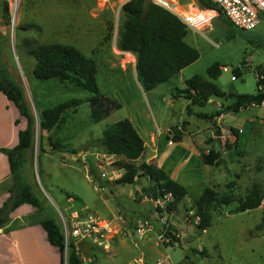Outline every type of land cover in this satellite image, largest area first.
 Here are the masks:
<instances>
[{"label": "rangeland", "instance_id": "374dc122", "mask_svg": "<svg viewBox=\"0 0 264 264\" xmlns=\"http://www.w3.org/2000/svg\"><path fill=\"white\" fill-rule=\"evenodd\" d=\"M128 1L0 0L1 62L9 76L23 87L36 121L34 144L23 171L25 177L33 183V190L44 205V210L39 211L37 217L35 215L25 218L15 225L18 228L37 219L42 221L52 217L63 229V218L72 225L75 217L81 218L86 213H92L97 216L100 227H104L108 220L123 217V226L128 234L119 232L120 234L115 235L114 231L107 234L106 245H112L109 252L94 244L91 251L96 255V261L90 264H129L142 255L148 259H166L173 264H264V208L253 212L234 213L237 203L224 206L215 212L212 226L207 229L206 234L199 233L194 227L189 231L187 222L182 225L183 222L177 217L173 218V223L178 228L182 227L180 229L184 234L183 240L189 245L159 247L160 253L155 254L145 243L147 240L140 239L136 234L132 235V230L141 223L138 221L140 217L151 218L147 215L153 205L144 200L145 184L139 179L133 185L102 180L100 165L98 166L106 154L101 143L103 133L117 122L132 120L138 128L139 122L142 125H154L156 120L161 128L166 129L190 120L183 102L170 105L168 99L163 97H168L169 88L184 87L185 77L201 75L207 78V69L215 62H220L226 68L215 81L225 92L256 93L257 77L254 72H264V20L257 29L243 31L233 28L224 15H217L212 25L209 24L200 31L190 29L186 40L199 51L200 58L169 83L153 92H145L135 79L136 57L118 48L122 5ZM171 1L181 18V12L203 11L197 0ZM6 3L9 5L10 19L5 13ZM112 25L113 36L111 40H107L108 29ZM56 42L73 45L96 61L97 80L102 94L120 104V108L113 110L101 122L93 123L87 101L91 96L89 92L56 80L42 82L34 78L36 61L29 55V49L34 43ZM245 61L251 63L252 69H241L244 75L237 81H232L234 69ZM6 99L0 92V147L4 146L10 135L12 121L18 113L17 108H14L16 112L13 108L6 109ZM71 99H80L82 103L72 112L69 122L59 132L41 130V111ZM196 110L210 113L211 108ZM244 114L233 113L226 119V123L228 126H236ZM17 115L19 117L15 119V124L17 120L19 123L15 127L18 129L21 122L26 125V120L20 113ZM183 127L186 129L185 124ZM262 132L257 138L243 136L239 144L249 152L244 157L243 165H250L251 170H245L244 166H239L232 159L230 168L233 174L224 178L225 184L232 182L229 184L231 186L236 182L235 173L241 175L240 189L235 192L238 197H244L255 184L264 190V130ZM217 134L221 136L220 133ZM197 135L199 139L206 136L203 132ZM49 137L62 142L64 151L53 150ZM227 141L229 140L226 138L225 147ZM42 147L44 151L41 150ZM176 150H181V154L185 156L183 146L177 145ZM238 157L239 155L236 159ZM112 160L114 166L121 167L118 165L123 161L121 158L114 157ZM254 168L259 169L256 171ZM228 172L225 170L224 173L227 175ZM252 181L254 184H251ZM97 183L101 184L98 189L95 188ZM222 188L226 190L223 193L232 191L225 186ZM190 205V202L182 203L178 217ZM139 206L143 209L138 211ZM145 209L149 211L144 212ZM128 216L135 218L133 222L128 221ZM72 241H81L80 244L86 246L92 244L89 239L77 238ZM112 241L119 244L114 246ZM67 259L68 253L65 264Z\"/></svg>", "mask_w": 264, "mask_h": 264}, {"label": "trees", "instance_id": "16d2710c", "mask_svg": "<svg viewBox=\"0 0 264 264\" xmlns=\"http://www.w3.org/2000/svg\"><path fill=\"white\" fill-rule=\"evenodd\" d=\"M202 9L216 10L224 15L222 10L211 0H197ZM5 13L9 18V5L6 3ZM233 27V26H232ZM234 28V27H233ZM114 26L108 29L107 40L113 36ZM190 28L179 16L155 4L152 0H129L122 5V22L118 36V48L123 52L132 53L136 57L137 79L145 92H150L159 86L167 84L182 70L200 58L199 51L187 42ZM31 45V42H29ZM35 61L34 78L45 82L56 80L69 84L91 94L88 98L90 118L93 123H99L107 118L120 104L102 94L97 80L98 66L94 59L86 56L79 48L64 43H34L29 49ZM224 65L215 62L207 69V78L195 75L186 81L184 89L175 88L173 96L183 97L189 101L187 114H193V107H205L214 98H223L232 103L221 110L237 113L249 106H260L264 101V90L261 92L260 81L257 80L256 94L225 93L213 81L222 75ZM241 76L239 68L234 69ZM0 92L12 102L20 115L26 120V128L19 131V142L13 148L1 147L0 153L5 154L10 163L12 185L8 192L9 198L0 207V230L10 222V215L24 204H29L44 210L42 201L33 190V183L24 175V167L34 144L35 117L26 99L23 87L12 79L4 64L0 52ZM179 93L178 95H176ZM82 100L71 99L41 111L39 125L41 130L59 132L70 120L72 112L81 105ZM19 120L16 121V124ZM186 124V123H185ZM53 150L64 151L62 142L49 137ZM105 153L121 158L119 166L126 169V174L116 183L135 184L137 178L148 177L151 186L144 189V197L157 200L167 193H172L174 201L170 210L177 209L188 196V190L173 180L166 171L156 163L140 164L136 162L145 152V142L133 123L124 119L109 126L101 139ZM44 151V148H41ZM203 163L215 165L219 163L220 152L214 149L202 155ZM264 200V190L254 187L244 196L238 197L235 191L220 193L207 188L201 197L194 202L197 214L201 217L200 229L212 226L215 212L224 206L237 203L234 213H245L259 208ZM51 245L55 246L65 264L66 243L62 228L52 217L41 221ZM264 229V222L262 225ZM67 264H84L74 241L69 244Z\"/></svg>", "mask_w": 264, "mask_h": 264}, {"label": "crops", "instance_id": "0c3cea01", "mask_svg": "<svg viewBox=\"0 0 264 264\" xmlns=\"http://www.w3.org/2000/svg\"><path fill=\"white\" fill-rule=\"evenodd\" d=\"M204 11L205 9H203V11L201 12ZM194 13L197 14V12H192L190 14H194ZM263 20L264 18L262 19V21ZM229 24L232 26L230 22ZM225 69L226 68H223V71ZM184 70H186V68ZM184 70H182L180 74H182ZM134 71H135V79L138 82L136 67ZM243 75L244 74H241V76ZM239 77L235 81H237ZM188 79L190 78L185 77L184 87L180 89L185 88L186 81ZM215 81L213 82L215 83ZM138 85L143 90L139 82ZM157 89L158 87L150 92H153ZM174 89L175 88L173 89L169 88L168 97L164 95L163 98L168 99V104L170 105H175L177 102L180 101L183 102L187 112V106L189 105V101H187L183 97L175 98L173 96ZM221 90L225 92V90H223L222 88ZM257 91L258 90H256V93ZM231 92L235 94H239L234 91ZM231 103H232L231 100L227 101L223 98L214 97L209 101V103L205 107H193V114L191 115L187 114L190 120L182 121V123H179L178 125L175 126L171 125L166 129L161 128L159 124L156 122V120H154V125H151L149 123H144L142 125L139 122L140 127L138 128L133 123V125L135 126V128L137 129V131L139 132V134L141 135V137L145 142V152L143 156L139 160H137V164L139 165V163L142 164L156 163L157 165H159V167H161L164 171H166L167 174L173 180L177 181L188 190V196L186 197L183 203L190 202L191 204L190 206L194 205V202L201 197V195L207 188L223 193L225 189H223L222 187L225 186L228 190H234L237 193V191H239L241 186V175L235 173L236 182H233L234 184L231 186H229V184L232 182H230L229 184L228 183L225 184L224 178L226 176L228 177V175L230 177L233 174L230 168L232 159L233 161L237 162L239 166H244L245 170L248 171L251 170L250 165H243L244 157L248 155L249 152L247 151V149L241 148L239 144L243 136L257 138L258 135H261V133H263L262 131L264 130V108L260 106L252 105L246 109H242L239 112H237V113H245L244 114L245 116L241 117L242 118L241 120H238L239 124H237L236 126H228V124L226 123V119L230 118L233 112H224L220 115L218 113L221 110H223L225 107L230 105ZM5 105L7 106L6 109L13 108L14 112H16L14 109L16 108L15 105L12 102H10L8 99H6ZM206 107L211 108L210 113L196 110L197 108H206ZM17 114H19V111ZM17 114L12 121L13 131L11 130L10 135L8 136L4 146L2 147H6V148L15 147L19 142V137H18L19 131L24 130L26 128V125H23L22 122L20 123L21 126L18 127V129L15 127L16 126L15 119L19 117ZM130 121L132 122V120ZM183 124H185L186 129L183 127ZM190 124L195 125V128L190 130L188 128ZM222 128L223 130H221ZM200 132L206 134V136L203 137L202 139H199L197 137L198 136L197 134H199ZM217 133H220L221 136H219ZM226 138L229 141H227L228 143L225 147ZM177 145L183 146L184 150L186 151L185 156L182 155L183 153L181 154V150L180 152L176 150ZM211 149H214L216 152H220V160L218 164L210 166L203 163L202 155L204 153L207 154ZM238 155L239 157L236 159V156ZM114 157L116 158V156ZM256 159L258 160V158ZM254 169L258 171L259 168H254ZM225 170L229 171L227 175L224 173ZM138 179L142 180V183L145 184V185L142 184L145 187L144 189L150 187L152 184L148 177L142 176L137 178V180ZM12 183L13 182L11 180V169H10L9 159L5 154L0 153V207L9 198L10 194L8 190L11 187ZM251 184H254V182ZM149 202L150 201H148V203ZM181 205L174 211L177 216V219H179L181 223L183 222L182 225H184L185 217L183 216L185 212L180 217H178L177 214L181 209L180 208ZM262 208H264V204H262L259 208L253 211L259 209L262 210ZM142 209L143 208L139 206L137 210L139 211ZM148 211H149L148 209H145L144 212H148ZM152 211L153 208H151V210L149 211L150 214L147 216L151 217ZM38 212L39 211L37 208L29 204H24L10 215V222L8 223L7 226H5L3 229L0 230V264H63L59 250L55 246L51 245V243L49 242L47 233L40 224L41 221H39L36 218L37 220L29 223L27 226H19L17 228V225H15V223L19 221L22 222V220H24L25 218L35 215L37 217ZM127 219L129 222L131 221L133 222V219L135 218H133V216H128ZM142 220L143 218L140 217L138 221L141 222ZM187 226L189 225L187 224ZM189 231H192L191 226H189ZM143 239L147 240L145 243L149 245L151 251H155L154 252L155 254L160 253L158 251V248L160 246L156 242L154 233H149ZM116 241H112L114 246L119 244V243L115 244ZM106 242H105V246L104 247L100 246V248H102L103 250L105 249L107 252H109L111 250L110 247L112 245H106ZM80 243L81 241L76 242V246L79 252V256L83 261V263L84 264L94 263L96 261L95 260L96 255L94 254V252L91 251L94 243L92 242L91 245H87V246L81 245ZM122 243L124 242L122 241ZM178 244L189 245L185 240H183V238L180 240ZM185 250H186L185 255H187L188 254L187 247L185 248ZM146 259L149 262H154L161 258L157 257L153 259L152 258L148 259L146 257Z\"/></svg>", "mask_w": 264, "mask_h": 264}, {"label": "built area", "instance_id": "2783aa9c", "mask_svg": "<svg viewBox=\"0 0 264 264\" xmlns=\"http://www.w3.org/2000/svg\"><path fill=\"white\" fill-rule=\"evenodd\" d=\"M155 4L171 11L172 13L180 14L176 11L175 4L171 0H152ZM215 3L223 12L224 16L232 24L234 28L243 31L255 30L264 18V0H211ZM183 18L181 20L192 30L200 31L207 25H211L215 16L219 15L216 10H205L204 12H197L193 17L194 19H189L186 15L181 14ZM202 26V27H200ZM241 69H252L250 62L245 61L240 65ZM257 80L264 83V72L256 71L254 72ZM237 79L236 75L232 76V80ZM259 90L262 92L264 90V84L259 86ZM264 108V101L260 105ZM223 130V128L221 129ZM114 156L104 154L98 164L101 174L100 178L102 180H108L110 182H117L123 178L126 174V169L123 167L114 166V161L112 160ZM101 184L97 183L95 188ZM148 200L153 205L152 216L149 219H143L139 225H137L132 230V235L136 234L140 239L145 238L149 233H154L156 242L160 247L167 248L169 246L177 245L183 238L181 229L178 228L175 223H173V218H176L174 210H170L169 207L174 201V196L172 193H167L163 197L154 200L148 197L144 198ZM184 220L191 227H194L199 233L206 234L207 229H200L201 217L197 214L196 207L194 205L189 206L188 210L184 214ZM123 217H115L108 220V223L104 227H100L98 224L97 216L92 213H86L85 216L75 217L72 220V225L67 223L66 219L63 218V234L65 236L66 243V254L69 251V244L73 239H89L94 244L104 247L107 241V234L115 232L114 234L125 233L128 234L127 229L123 226ZM130 234V233H129ZM76 243V242H75ZM78 251V250H77ZM79 254V252H78ZM67 264V263H66ZM129 264H173L166 259H158L154 262H149L144 255L135 259Z\"/></svg>", "mask_w": 264, "mask_h": 264}, {"label": "bare ground", "instance_id": "6f19581e", "mask_svg": "<svg viewBox=\"0 0 264 264\" xmlns=\"http://www.w3.org/2000/svg\"><path fill=\"white\" fill-rule=\"evenodd\" d=\"M182 14H184V15H186L189 19H194V15L196 14V13H194V14H190V13H184V12H181ZM200 27H202V26H200Z\"/></svg>", "mask_w": 264, "mask_h": 264}, {"label": "water", "instance_id": "95a60500", "mask_svg": "<svg viewBox=\"0 0 264 264\" xmlns=\"http://www.w3.org/2000/svg\"><path fill=\"white\" fill-rule=\"evenodd\" d=\"M188 128H189L190 130H192L193 128H195V125L190 124V125L188 126Z\"/></svg>", "mask_w": 264, "mask_h": 264}]
</instances>
